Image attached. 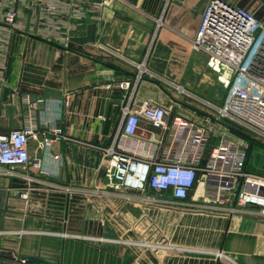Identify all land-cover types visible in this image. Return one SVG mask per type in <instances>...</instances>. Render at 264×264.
I'll use <instances>...</instances> for the list:
<instances>
[{
  "label": "crops",
  "instance_id": "0c3cea01",
  "mask_svg": "<svg viewBox=\"0 0 264 264\" xmlns=\"http://www.w3.org/2000/svg\"><path fill=\"white\" fill-rule=\"evenodd\" d=\"M210 1L92 0L102 3L100 13L88 10L75 20L67 47L12 35L0 135L30 125L35 136L27 164L0 167V251L36 264H264V217L253 208L229 214L231 202H215V188L200 173L182 205L148 189L115 192L105 177L102 149L130 93L133 105L161 104L211 130L205 156L221 137L244 146L246 171L264 177V146L212 119L224 91L192 46ZM223 1H238L264 20V0ZM136 64L146 69L137 82ZM122 81L129 90L120 89ZM170 133L141 120L135 137L161 139L159 155L167 145L175 154L180 145L169 143ZM76 235H112L122 243L90 246Z\"/></svg>",
  "mask_w": 264,
  "mask_h": 264
},
{
  "label": "built area",
  "instance_id": "2783aa9c",
  "mask_svg": "<svg viewBox=\"0 0 264 264\" xmlns=\"http://www.w3.org/2000/svg\"><path fill=\"white\" fill-rule=\"evenodd\" d=\"M101 8L102 3L92 0H0V89L5 86L13 34L59 40L67 47L75 20L88 10L100 13ZM192 46L206 56L207 67L224 91L221 104L213 108L212 119L241 138L264 146V20L238 1L211 0L202 13ZM135 66L137 82L146 69ZM129 85V81L119 83L122 90H129ZM178 91L183 89L178 87ZM172 115L169 107L148 100L133 105L132 93L128 95L111 143L102 149L108 159V186L115 192L148 189L168 194L172 204L182 205L200 173L215 188V202H231L229 214L239 208H253L264 217V177L246 171V148L221 137L205 156L211 130L186 116ZM141 120L161 132H171L169 143H179L178 153L167 145L159 155L161 139L150 144L135 137ZM55 132L61 134V129ZM34 136L30 125L0 135V167L27 164L28 143ZM48 141H39L38 148ZM219 257L226 256L220 252ZM24 259L27 261L23 258L22 262Z\"/></svg>",
  "mask_w": 264,
  "mask_h": 264
},
{
  "label": "rangeland",
  "instance_id": "374dc122",
  "mask_svg": "<svg viewBox=\"0 0 264 264\" xmlns=\"http://www.w3.org/2000/svg\"><path fill=\"white\" fill-rule=\"evenodd\" d=\"M169 91H172V90H169ZM71 237L82 238L83 240H85L84 242H86L87 245H90V246L96 245L98 247H103V248H108L109 246L113 244V242L122 243L121 241L116 240V239H119L120 237L117 238L112 235L86 236V238L84 236L76 235V236H71ZM22 259L23 257H19L14 254L12 255L7 252L0 251V264H36L34 262L29 261V259H27V261L24 259V261L22 262Z\"/></svg>",
  "mask_w": 264,
  "mask_h": 264
},
{
  "label": "water",
  "instance_id": "95a60500",
  "mask_svg": "<svg viewBox=\"0 0 264 264\" xmlns=\"http://www.w3.org/2000/svg\"><path fill=\"white\" fill-rule=\"evenodd\" d=\"M109 126H110V121L106 119L105 125H104V134H107Z\"/></svg>",
  "mask_w": 264,
  "mask_h": 264
}]
</instances>
